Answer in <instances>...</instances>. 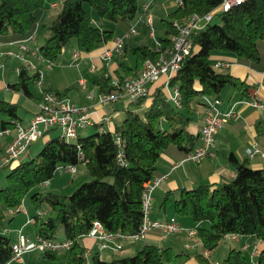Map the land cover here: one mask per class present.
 Returning <instances> with one entry per match:
<instances>
[{
  "label": "trees",
  "instance_id": "1",
  "mask_svg": "<svg viewBox=\"0 0 264 264\" xmlns=\"http://www.w3.org/2000/svg\"><path fill=\"white\" fill-rule=\"evenodd\" d=\"M222 1L183 0L182 5L171 1L159 3L153 8L155 29L162 33L158 38L164 45L169 44L178 31L176 21L193 13L205 15ZM46 3L47 0H0V42L25 41L31 48L38 49L36 54L27 52L28 56L55 63L69 50L72 41L78 52H93L123 35L143 14L139 0H62L61 10L48 26L50 34L38 45L28 38L37 31ZM86 3L98 11L101 21L88 17ZM216 16L218 19L213 22ZM143 25L146 24L140 26ZM133 36L137 35L130 37ZM192 41L191 54L170 79V88H178L179 104L168 97L165 79L160 83L162 76L151 85L147 97L129 102L126 116L115 123L113 129L101 130L95 123L93 133L78 134L77 139L67 140L61 132L57 133L61 128L54 126L42 135L49 137L38 153L24 160L20 156L9 164L1 161L0 166L9 167V171L5 184L0 182V222L20 212L11 214L9 210H18L30 193L36 209L33 217L36 233L70 240L68 249L72 264H88L89 254L83 238L90 235L95 221L101 222L110 233L139 232L144 222V183L162 175L158 168L162 155L185 160L198 145V135L189 129L197 105L207 107L208 98L219 104L230 88L237 89L243 98L251 97L255 85L218 70L211 56L215 52L234 53L239 62L264 69V0H244L217 13L203 28L192 33ZM126 50L125 42L123 53L110 60L116 63L115 67L107 63L95 79L100 94L115 89L114 76L138 75L145 59L156 57L158 53L147 43L138 44L134 48L135 64L129 65L124 58ZM30 60L32 58L19 62L18 80L8 84L26 95H33L30 84L38 81L41 73L38 67H31ZM42 90L51 89L43 87ZM147 98H151V103L145 111L136 110L134 106H141ZM19 111L18 102L0 99L1 130H15L16 123L22 121ZM3 150L0 148V153ZM229 160L235 166V177L184 190L174 202L176 212L191 216L199 223L195 236L204 249L197 254L202 264H211L206 251L214 250L228 235L253 236L261 241L256 264H264V167L254 168L247 158L240 160L234 153ZM80 163L86 164L92 178L72 194L32 191L45 185L46 180L50 183L59 165L77 167ZM169 199L168 195L164 204ZM13 242L10 235L0 231V264L11 259ZM59 251L42 253L45 258L57 259ZM184 255L171 246L146 242L134 254L109 260L94 252L91 264H182ZM224 264H249V260L242 249L232 247Z\"/></svg>",
  "mask_w": 264,
  "mask_h": 264
},
{
  "label": "crops",
  "instance_id": "2",
  "mask_svg": "<svg viewBox=\"0 0 264 264\" xmlns=\"http://www.w3.org/2000/svg\"><path fill=\"white\" fill-rule=\"evenodd\" d=\"M145 1L147 0H139L140 5H143ZM61 2L62 0H47L46 7L42 11L40 19H46L48 16V19L51 23L56 15L52 13L49 16V13L57 9ZM167 2L168 1L160 0L158 1L157 5L159 3L166 4ZM93 15L94 16H92V20L98 21L95 14ZM40 19L38 25L40 24ZM142 27L144 26H140V29ZM38 32L39 28L37 26L36 39L34 42L39 45L40 42L38 41ZM44 35L48 36L49 32L46 31ZM1 43H4L2 46H0L2 49L7 47H15L14 45H8L9 43L6 42ZM106 45L112 46L113 40L109 41ZM104 46L105 45L90 53L78 52L76 48L69 49L62 55L61 59L55 63H49L35 56L34 58H37V60L34 61L37 64L39 71L43 74V85L40 86L38 83L40 88L47 87L53 91H58L62 95L68 97L76 105L89 107L92 111V117L95 123H98L97 121L103 116L109 115L110 120L108 123H105V127L113 129L116 123L113 114V111L115 110V104L100 103V91L98 86L94 83L95 79L99 77V75L103 72L105 65L107 64V62L101 56ZM126 47L128 49L127 44ZM31 58L32 60L34 59L33 56ZM211 58L215 66L217 62L228 63L227 66H216V68H222V71L224 72H229L241 79H246L247 82L254 84L255 87L251 89L250 98H243L240 92L235 88H230L228 90L225 98L219 103V108L222 111H226L231 107H234L237 111V114L231 118L223 128L219 130L216 135L215 145L211 149V153L203 158L200 162L190 159L178 161L167 154L162 155L160 161L158 162V168L161 171L163 178L152 193V209L150 217L152 219H158L162 221L169 220L174 217L181 229L179 231L169 233L166 237H162L160 229L157 228L151 230L146 235V237L141 240L133 241L129 239L115 238L114 240H108V245L106 247H101L100 241L98 239L88 235L83 238V243L86 247V250L89 252L88 264H91V255L94 252H99L102 258L108 260L118 256L134 254L142 247V245H139L140 241H144V243L150 242L163 246H171L175 251L184 252V264H202L197 258V254L203 252L201 249L203 248L202 243L195 236V234H190V230H195L199 223L194 221L191 216L178 214L174 209L175 200L178 199L182 192L186 189L194 188L200 184H218L235 177V166L229 160L231 153H234L240 160L247 158L250 162V165L254 168L264 167V156L256 154L252 157H248L245 153L246 148L252 143H257L259 147L264 148V109L252 107L247 103L241 102L243 100H250L253 98L264 101V69L259 70L253 68L250 65L239 62L238 57L234 53L215 52L212 54ZM10 60V57H1V67L4 68V75L6 77L8 76V64L13 63L16 69L18 68L20 62L17 59L13 60L12 62ZM42 64H45V69H51V72L53 71L49 81H46L45 79V70L42 69ZM55 64H57V66H54ZM110 65L113 68L115 67L116 63L110 62ZM85 67L88 68V72L85 71ZM95 71H98L99 75L92 79L90 74L94 73ZM163 79H165V76L160 79V83ZM7 87L9 86L7 85ZM9 89L12 90L7 91L10 94L12 102H18L22 97L21 94L28 98V103H30L32 114L27 121H25L23 118L21 121L24 124H28L33 115L39 110L41 93H39V96L34 97V94L26 95L23 92L15 91L10 87ZM205 111L206 107H204L202 104H198L195 111L196 115H193V120L189 126V129L198 135L197 144L202 142L200 131L203 124ZM95 123L91 125H95ZM98 127L100 129V125H98ZM14 135L15 130H12L7 136L1 137L3 140L0 139V148L3 149L4 146L9 141H11ZM49 184H51V182ZM168 195L170 199L168 202H166V204H164V200ZM33 209L34 207L30 208V206L23 205L24 212H17L9 219L10 224L6 229L8 231L12 230L14 235L11 237L13 239L16 238L18 230L21 228L30 235L36 234L33 222L36 209L35 212ZM168 210H173V214H169ZM29 219L31 221H29ZM29 224H32L33 227L32 229L29 228L26 230ZM202 224H207V222H202ZM6 234L9 233L6 231ZM60 239H63V237ZM225 239L230 240L229 243H225L226 251L228 249V251H230L232 247L240 248L247 255L250 263L256 264L259 251L262 248L261 241L257 240L253 236L239 235H228ZM172 240L175 242H170ZM117 243L121 245V248H117ZM184 248L187 250H183ZM190 248L195 249V254L188 252ZM206 254L211 260L214 251H206ZM223 255L225 259L228 254L225 253ZM21 262H23V259L21 261H17L16 264ZM217 264H221L219 260L217 261Z\"/></svg>",
  "mask_w": 264,
  "mask_h": 264
},
{
  "label": "built area",
  "instance_id": "3",
  "mask_svg": "<svg viewBox=\"0 0 264 264\" xmlns=\"http://www.w3.org/2000/svg\"><path fill=\"white\" fill-rule=\"evenodd\" d=\"M160 0H147L142 5L143 14L133 23V25L123 33L121 36H117L113 40L112 46L105 45L101 52L102 58L109 63L112 57L116 54L120 55L124 51L125 39L137 35L139 33V26L146 24L151 29L150 35L156 39L155 49L158 51L156 57H148L143 62L142 68L136 76H126L120 78L118 76L113 77V84L115 89L109 93H101L99 95V101L102 104L113 103L123 97H129L132 101H138L141 98L147 97L150 92V87L153 83L158 81L162 76H165L164 88L168 97L179 104V91L175 86L170 88V79L181 67L182 62L191 54L193 49L192 33L195 30L201 29L205 24L210 21L217 13L227 11L232 6L237 5L244 0H223L218 6L213 8L205 15L193 13L189 17L183 18L175 22L178 31L172 36V40L169 44L164 45L158 37H156L153 8ZM171 1L176 5H182L183 0H163ZM30 40L36 39V32L32 33ZM0 42V46H2ZM8 45H14L15 47H7L0 49V66L1 57H15L20 60H29L26 56L27 52L36 54L37 47L31 48L25 41H10ZM32 68H36L33 61L30 60ZM227 62H217L216 66H227ZM40 86L43 85V74L40 73L38 80ZM241 102L247 103L252 107L264 109V101L253 98L246 99ZM207 107L204 115L203 124L201 126L200 135L202 142L192 150L186 159H190L196 162H200L208 154L211 153L212 147L215 145L216 135L221 128L234 116L237 111L234 107L226 111H222L219 108V104L213 99H207ZM110 116H103L98 120L100 129H105V123H108ZM95 123L92 117V111L87 106L76 105L68 97L61 95L53 90H42L41 102L39 110L33 115L28 124L17 122L15 127V135L7 143L4 148L2 156V164H9L12 160L19 158L24 154L28 147L39 137H41L45 131L54 126L61 128V135L67 140H75L78 137V129L86 128L89 125ZM11 130H0V139L6 134H10ZM118 143L121 144V139L118 137ZM248 157H252L256 154L264 156V148L259 147L257 143H252L245 150ZM57 171L60 172H75L77 167L72 164H61L57 167ZM163 175L156 176L144 183V194L142 207L144 211V222L141 229L137 233L133 234H120L110 233L102 225L101 222L95 221L90 231V235L100 241L101 247L108 245V240H114L115 238L129 239V240H141L153 229H160L162 237H166L169 233L179 231L180 225L172 217L169 220H158L150 217L152 209V193L154 189L162 181ZM49 183V180L44 182ZM23 206L18 210H9V213H15L22 211ZM29 221H31L29 219ZM190 234H195V230H190ZM71 246V241L68 239H52L41 236L39 234L30 235L26 233L22 228L18 230L17 236L14 239L12 245V257L5 264H15L17 261L23 259V255L30 251H46V250H62ZM117 248H121L119 243L116 244ZM89 254V252H86Z\"/></svg>",
  "mask_w": 264,
  "mask_h": 264
},
{
  "label": "rangeland",
  "instance_id": "4",
  "mask_svg": "<svg viewBox=\"0 0 264 264\" xmlns=\"http://www.w3.org/2000/svg\"><path fill=\"white\" fill-rule=\"evenodd\" d=\"M86 9H87V15L89 18H93L92 16H94L93 14H95L96 18L100 20L99 18V14L98 11L91 6L89 3L85 4ZM61 10V3L60 6L55 9L54 11H51L49 13V16L53 13L54 15H57L59 13V11ZM218 19V16H216L212 21L215 22ZM98 22V21H97ZM50 24V21L47 18H41L40 19V27L38 25L39 28V32H38V41L40 43H42L45 40V33L46 31L49 32L50 31L48 29V26ZM144 27H142L139 31V34L135 37H130L127 38L125 40L128 49L126 51V55H125V61L127 62V64L129 65H134L135 64V60H136V55L134 53V48L136 45L138 44H143V43H147L149 44L151 47H156V39L150 35L151 33V29L148 28L146 25H143ZM156 32V37L160 36L162 33L159 29H155ZM76 48V43L75 41H72L69 45V49H74ZM2 49V48H0ZM28 58H31V56L29 57L28 55H26ZM34 58V57H33ZM10 61L12 62L13 60H18L21 61L18 58L15 57H11L10 56ZM61 59V58H60ZM34 60H37V58L33 59V63L36 65L37 68V64L35 63ZM23 61V60H22ZM2 63V61H1ZM8 68V76L6 77L4 74V68L0 67V82H1V88H0V99H6L9 101H12L10 94L7 91H12L9 89V87H7L8 83H13L15 81L18 80V68L15 69V66L13 65V63H9ZM54 66H57V64H55ZM34 68V69H36ZM45 64H42V69H44V74L46 76V81L50 79L51 77V69H45ZM218 70L222 71V68H218ZM85 71L88 72V68L85 67ZM99 75L98 71H95L94 73L90 74L91 78H95ZM3 85V87H2ZM30 89L35 96H39V93H41L40 91H42V88H40L38 81H34L30 84ZM21 98L19 99V104H20V115L22 116V118L27 121L28 118L30 117V115L32 114V110H31V106L28 98L24 95L21 94ZM131 100L129 99V97H123L122 99L117 100L116 102H114L115 104V110L113 111L114 113V120L116 123H120L122 121V119L126 116L127 111L126 108L129 104ZM151 103V98H147L144 100L143 104L141 106H134L136 108V110H138L139 112L143 113L145 111V109L150 105ZM112 104V103H111ZM28 108V109H27ZM194 115H196V112L194 113ZM1 123H0V130H1ZM95 131V126L91 125L89 127L86 128H79L78 129V133L81 136H86L89 135L91 133H93ZM61 129L57 130V133H60ZM8 134H6L5 136H7ZM3 136V137H5ZM49 136H41L40 138H38L37 140H35L28 148V150L21 155L20 159L24 160L29 158L30 156L38 153L41 148L44 146L45 141L47 140ZM3 140V138H1ZM7 146V144L4 146V148ZM3 148V149H4ZM4 151V150H3ZM2 156L3 153H0V162L2 161ZM77 172L75 173H71V172H60V171H56L55 175L50 179L51 184H45V185H41V186H37L35 188L32 189V191H42V192H57L60 194H65V195H70L73 193V191L80 186L84 181L86 180H90L92 178L89 170L87 169V166L85 163H80L78 164V168H77ZM9 171V167H1L0 166V182L4 183L6 182V174ZM73 178V180H72ZM110 181H112V178H109ZM30 206L34 207L33 211L35 212V206L31 200V194H27L26 197L24 198V202L22 204V206ZM175 207V206H174ZM175 209V208H174ZM153 210H154V205H153ZM176 211V209H175ZM24 211H20L18 213H23ZM173 210H168L169 214H173ZM28 223V222H27ZM10 224V220L7 219L5 220L3 223L0 222V231L1 232H5L6 231L9 233L8 235L13 236L14 234L11 231H8L6 228H8L7 226ZM14 224V223H13ZM12 224V225H13ZM209 224V223H207ZM33 225L29 224L27 226L28 230L29 228L32 229ZM230 240H222V242L220 243V245L218 247H216L213 251L214 254L211 257V264H217V261L219 260L221 264H224V255L225 253L228 254V250L226 251V242L229 243ZM170 242H175V241H170ZM144 241H140L139 245H143ZM175 244V243H174ZM185 247V246H184ZM177 249V248H176ZM202 251L204 252L203 248H201ZM178 250V249H177ZM183 250H187L186 248H184ZM195 249H191L188 251L191 254H195L194 253ZM187 252V253H188ZM249 260V259H248ZM182 264H184L185 259L181 260ZM16 264V263H15ZM19 264H72V256H71V252L69 249H62L59 251V258L58 259H50V258H45L43 253L41 251L35 250V251H30L27 252L23 255V262L19 263ZM249 264L250 263L249 261Z\"/></svg>",
  "mask_w": 264,
  "mask_h": 264
}]
</instances>
